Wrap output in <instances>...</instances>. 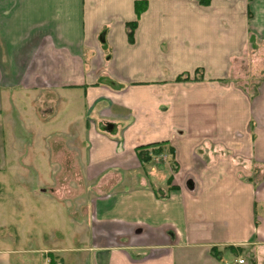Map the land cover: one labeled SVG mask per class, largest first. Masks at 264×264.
<instances>
[{"label":"crops","instance_id":"crops-1","mask_svg":"<svg viewBox=\"0 0 264 264\" xmlns=\"http://www.w3.org/2000/svg\"><path fill=\"white\" fill-rule=\"evenodd\" d=\"M207 1L0 0V188L20 165L26 128L14 137L30 104L56 170L47 179L86 186L84 215L62 221L51 262L235 264L248 252L264 264V63L252 90L236 76L264 58V0ZM136 2H147L139 18ZM163 142L173 156L142 164L138 148ZM23 166L16 185L33 182ZM68 224L84 246L68 245Z\"/></svg>","mask_w":264,"mask_h":264},{"label":"rangeland","instance_id":"rangeland-1","mask_svg":"<svg viewBox=\"0 0 264 264\" xmlns=\"http://www.w3.org/2000/svg\"><path fill=\"white\" fill-rule=\"evenodd\" d=\"M260 59L264 60L262 57L259 58L258 56L251 55L247 62H243L239 67V73L236 75L238 77V84L245 88H250V90L253 89V86L257 83V80L254 81L253 78L254 74L258 72L256 69H259V66L264 63V61ZM29 107L33 108V104H30ZM29 107H26L28 117L22 122V127H20V129L16 128V137H14V139L16 138L17 141H19V135L24 131L22 130L23 126L26 128V134L20 138L21 141L23 140L25 142L22 148L24 153L20 154V156L19 153H17L16 162L20 165L15 166L14 169L12 167L8 170V177L12 183L10 185H5V187L3 186L4 191L1 189L2 186L0 188V203H3L2 206H4L0 207V239H5V241L9 242L8 244H0V254L3 251L5 253L9 251L12 256V264L26 263L30 260H33V264H42L44 262L45 264H69V259L62 258L63 254H59L62 261H60L58 255L55 256L56 253L52 255L57 257V261L53 260V262H51V259L46 256L51 254L49 252V247L54 244V242H52L54 240L53 236L61 239V231L64 229L62 221L64 219H70L71 216L77 221L84 215L86 208L83 206L84 202L82 198L84 187L86 186L82 184L75 186L53 185L50 183L51 180L49 181V179H47L51 178V173L55 174L56 170L54 167L52 168V164L49 159H47L49 157L48 154L46 156L47 158H41L42 154H40L38 150L40 146L37 145V138L34 131L35 123H33V115ZM16 145H18V143H15L13 147L16 148ZM43 145L45 146L46 143ZM46 147L49 148L50 146L46 145ZM23 164H27L25 167L32 177L33 182L27 185H16L14 184V178L16 177L15 173H19V166L24 168ZM70 164L73 165V163ZM75 165H78L77 160L75 161ZM66 170L65 168L62 169L61 173H64ZM40 171H43L44 177L42 176V179H40ZM78 171L77 168H70L69 173L75 174V176H71V178L74 177V181L77 180L76 173ZM40 181H42V185L38 186L37 183ZM79 181L81 180L79 179ZM41 190L45 192L42 195L43 198L39 199V197L35 195L41 194ZM26 195L33 199L31 204H34V206L28 207V209L32 212L36 210V216H33V214L30 216L34 221L32 224L30 223V218L26 216L27 212L25 213L24 211ZM69 199H71V201L67 202ZM37 212L40 214L37 215ZM34 217H37L36 220ZM2 224L5 226L1 227ZM67 227L68 228L65 227L67 229H65V232L72 239L75 238L74 241L76 242V244L68 245H72L75 248L84 246L85 244H77L82 239L83 232H78L80 234L78 235L76 233V227L71 228L70 224H68ZM26 230H28V232ZM25 235L28 237L27 241L26 239L23 240ZM21 241L23 244L20 243ZM59 245L61 248L68 246L61 243ZM249 254L248 252L245 253V255L242 254V258L249 264H256L255 258ZM42 255H44L46 260L40 261V258L43 257ZM63 256L65 257L67 255ZM224 259L226 260L227 258L225 257Z\"/></svg>","mask_w":264,"mask_h":264},{"label":"trees","instance_id":"trees-1","mask_svg":"<svg viewBox=\"0 0 264 264\" xmlns=\"http://www.w3.org/2000/svg\"><path fill=\"white\" fill-rule=\"evenodd\" d=\"M201 5H208L209 2L207 0H198ZM147 9V2H136L135 10L138 18L142 15V13ZM137 28V22L129 23L127 24V30H128V39L130 43L134 42V34ZM199 80L200 78H195ZM190 80L189 77L178 78V81H186ZM168 144L166 142L163 143H156L151 144L148 146H143L138 148V157L140 158V161L142 164H149L154 162V159L160 158L164 155L165 152L172 155L174 154V151L172 149H167L166 146ZM171 167L173 170H175V164L172 162ZM172 183V178L169 179L168 184L170 185ZM214 256L217 257V255L214 253Z\"/></svg>","mask_w":264,"mask_h":264},{"label":"built area","instance_id":"built-area-1","mask_svg":"<svg viewBox=\"0 0 264 264\" xmlns=\"http://www.w3.org/2000/svg\"><path fill=\"white\" fill-rule=\"evenodd\" d=\"M235 264H247L246 260L244 258H238L234 262ZM225 264H230V263H225Z\"/></svg>","mask_w":264,"mask_h":264}]
</instances>
